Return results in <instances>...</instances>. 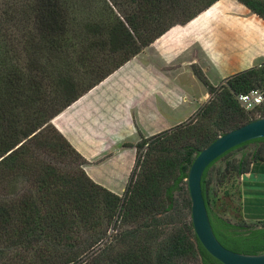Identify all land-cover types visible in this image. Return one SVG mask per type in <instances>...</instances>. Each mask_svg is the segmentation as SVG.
<instances>
[{
	"label": "trees",
	"instance_id": "1",
	"mask_svg": "<svg viewBox=\"0 0 264 264\" xmlns=\"http://www.w3.org/2000/svg\"><path fill=\"white\" fill-rule=\"evenodd\" d=\"M216 1L0 0V264H220L193 232L187 172L217 137L264 117V63L217 86L193 65L208 101L187 122L133 146L121 196L86 175L87 162L51 124L167 30ZM237 1L264 20V0ZM256 88L263 101L254 109L262 114L248 119L252 110L237 97ZM250 143L262 144L227 167L242 177L264 164V138L237 146L205 169L201 192L220 244L256 255L264 253V221L243 219L240 188V223L219 216L207 181L217 161ZM183 185L188 223L180 221L176 201ZM108 229L115 234L107 236Z\"/></svg>",
	"mask_w": 264,
	"mask_h": 264
},
{
	"label": "crops",
	"instance_id": "2",
	"mask_svg": "<svg viewBox=\"0 0 264 264\" xmlns=\"http://www.w3.org/2000/svg\"><path fill=\"white\" fill-rule=\"evenodd\" d=\"M264 63V20L237 0H217L177 25L56 115L52 126L87 162L86 175L121 196L135 160L133 146L183 124L212 86ZM130 146V147H125ZM242 215L264 221V164L240 177Z\"/></svg>",
	"mask_w": 264,
	"mask_h": 264
},
{
	"label": "water",
	"instance_id": "3",
	"mask_svg": "<svg viewBox=\"0 0 264 264\" xmlns=\"http://www.w3.org/2000/svg\"><path fill=\"white\" fill-rule=\"evenodd\" d=\"M264 138V117L228 131L193 159L187 172V190L190 199V218L193 232L206 253L220 264H264V253L247 255L232 252L216 239L201 192V178L205 169L226 152L244 143Z\"/></svg>",
	"mask_w": 264,
	"mask_h": 264
},
{
	"label": "rangeland",
	"instance_id": "4",
	"mask_svg": "<svg viewBox=\"0 0 264 264\" xmlns=\"http://www.w3.org/2000/svg\"><path fill=\"white\" fill-rule=\"evenodd\" d=\"M3 3V2H0ZM217 86V85H216ZM261 94L263 93L261 89L256 88ZM261 111L258 109H253L248 115V119L258 118L261 115ZM188 121V120H187ZM186 121V122H187ZM262 143H250L246 146L239 148L227 156L221 158L217 161L208 171L207 173V181H208V198L210 201L211 209L217 213L219 216L224 218L230 223L239 224V186H240V177H238L234 170L227 167V163H232L235 160H238L240 155L243 152H250L255 147L261 146ZM64 158H62L63 160ZM44 161H48V159H43ZM72 160L67 159V162H71ZM69 167L70 171H73L72 165H64ZM1 188V187H0ZM3 189V188H2ZM4 190V189H3ZM1 191V189H0ZM6 193L7 191L4 190ZM186 188L183 185V188L180 193L176 195V201L178 205V209L181 211L180 213V221L181 222H189L188 217V196L186 193ZM179 221V222H180ZM251 224V223H250ZM107 236L115 234L111 229L107 230ZM101 247V244L98 246ZM185 264H200L198 260L188 261Z\"/></svg>",
	"mask_w": 264,
	"mask_h": 264
},
{
	"label": "built area",
	"instance_id": "5",
	"mask_svg": "<svg viewBox=\"0 0 264 264\" xmlns=\"http://www.w3.org/2000/svg\"><path fill=\"white\" fill-rule=\"evenodd\" d=\"M237 100L245 111H251L261 105L263 96L258 90H252L247 94L239 95Z\"/></svg>",
	"mask_w": 264,
	"mask_h": 264
}]
</instances>
